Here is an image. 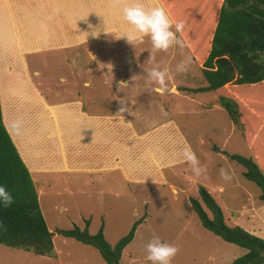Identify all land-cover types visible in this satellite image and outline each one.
Segmentation results:
<instances>
[{
	"label": "crops",
	"instance_id": "0c3cea01",
	"mask_svg": "<svg viewBox=\"0 0 264 264\" xmlns=\"http://www.w3.org/2000/svg\"><path fill=\"white\" fill-rule=\"evenodd\" d=\"M164 1L179 13L186 10L191 25L198 20L208 22L221 2ZM144 2L161 6L160 0ZM123 6L124 0H0L1 120L29 172L37 199L42 184L58 180L74 179L80 185L94 186L102 191L101 198L109 195L106 190H118L119 177L125 182L168 183L163 171L185 163L182 152L191 145L176 124L170 119L147 127L137 124L130 99L124 97L128 91H119L120 87L151 88L146 81L130 87L135 75L145 78L144 70H127L117 77L112 69L99 68L103 60L97 48L88 47H97L108 37L127 43L103 31L106 28L119 35L128 27L122 20ZM89 24L101 29L99 38L89 35L86 40L84 32L92 31ZM207 24L203 28L209 27ZM41 52L63 57L56 61V56L53 61L54 67L63 64V74L51 88L54 100L47 99V88L34 69L33 60ZM127 57L131 69L133 60L131 55ZM168 70L165 93L174 98L186 86L180 79L183 75ZM114 97L127 100L129 111L122 116L116 113L121 105ZM15 121H20L19 131L13 127ZM174 184L168 183L173 191ZM217 189L221 190L220 186ZM238 216L243 215L239 212Z\"/></svg>",
	"mask_w": 264,
	"mask_h": 264
},
{
	"label": "rangeland",
	"instance_id": "374dc122",
	"mask_svg": "<svg viewBox=\"0 0 264 264\" xmlns=\"http://www.w3.org/2000/svg\"><path fill=\"white\" fill-rule=\"evenodd\" d=\"M88 47L97 48L96 52L103 60L99 68L112 69L115 76L125 75L122 72L127 70L142 72L144 68L154 66L148 60L147 49L151 47L148 38L135 49L110 37L97 47ZM127 55H131L133 60L131 69ZM56 56L41 52L33 60L34 69L39 73L38 80L47 88V99L52 100L55 95L51 88L63 74L62 62L57 68L53 65ZM186 57L190 56L185 48L176 46L166 53H157L154 63L173 70ZM61 59L62 55L57 56L56 61ZM177 74L183 75L184 78L180 79L186 88L174 98L167 93L157 94L144 86L120 87L119 91H128L124 92V97L130 99L137 124L147 127L152 122L168 119L175 123L177 131L185 136L196 153L204 169L202 174L195 176L187 163L165 169L164 176L168 183H175V191L168 183L125 182L119 177L118 190H113L115 193L106 190L109 195L102 198V191L94 186L80 185L74 179L42 184L37 201L47 229L52 233V254L35 255L24 249L0 245V264H105L94 247L64 237L58 230L86 227L87 232L93 234L101 227L103 237L113 245L128 233L136 221L132 238L121 251L120 264H151L146 260L145 245L154 236L179 247L172 264H229L244 249L223 241L201 226L189 197L196 198L210 214L198 196L197 185H202L212 196L227 225L239 226L264 239V201L258 198L260 190L242 175L241 165L222 153L251 158L240 127L229 119L212 90H198L207 84L200 65L191 60L190 71ZM139 81L145 82V78L135 75L130 87ZM227 86L234 92L237 88L232 84ZM234 92L229 93L236 100ZM221 168L229 172L230 181L221 178ZM218 186L221 190L217 189ZM239 212L243 216L239 217ZM205 255H208L206 260Z\"/></svg>",
	"mask_w": 264,
	"mask_h": 264
},
{
	"label": "trees",
	"instance_id": "16d2710c",
	"mask_svg": "<svg viewBox=\"0 0 264 264\" xmlns=\"http://www.w3.org/2000/svg\"><path fill=\"white\" fill-rule=\"evenodd\" d=\"M222 2L223 7L211 14L215 20L212 22L210 18L206 22L209 27L203 28L206 23L198 20L191 25L192 20L186 19V10L179 13L177 7L171 8L160 0L174 23H185L183 33L177 35L200 65L207 83L198 90H212L217 96L229 119L240 127L251 158L222 153L242 166V175L259 188L258 198L264 201V0ZM227 84L236 86V93ZM229 92H234L237 99L233 100ZM0 186L14 198V203L7 208L0 203V224L3 225L0 245L24 249L35 255H51L52 233L47 229L33 182L2 123L1 114ZM197 192L210 214L196 198L189 197L202 227L245 249L230 264H264V239L239 226L227 225L220 207L207 190L197 185ZM136 224L137 221L113 245L105 240L101 227L93 234L88 233L86 227L76 226L59 229L58 233L94 247L105 264H120L121 251L131 240Z\"/></svg>",
	"mask_w": 264,
	"mask_h": 264
},
{
	"label": "clouds",
	"instance_id": "9594fccd",
	"mask_svg": "<svg viewBox=\"0 0 264 264\" xmlns=\"http://www.w3.org/2000/svg\"><path fill=\"white\" fill-rule=\"evenodd\" d=\"M222 7L223 2L221 0L218 8ZM122 20L128 27L122 30L119 35L110 33L106 28L103 31L106 34H111L115 39L124 38L134 49L138 44H143L145 38H148L151 44V47L147 49L149 52L148 60L154 66L144 68V72L146 73L145 81L152 86L151 91L164 94L168 90L167 78L169 76V70L167 68H161L158 64L154 63L156 54L159 52L166 53L172 47L178 46L183 48L185 46L177 35L178 33H183L185 28L184 21L174 23L162 6L155 3L152 6H148L144 0H124ZM89 28L92 29L90 33L84 32L86 33V40L89 35L93 38L100 37L101 29L93 28L91 24H89ZM190 65L191 58L186 57L176 65L175 71L177 73H187L190 71ZM113 99H117L121 105L116 113L122 116V113L129 111V108L126 107L127 100L120 97H114ZM13 127L19 131L20 121L13 122ZM182 156V162L189 164L194 175L199 177L204 169L200 166V161L190 146L183 149ZM220 176L225 181L232 179L229 172L224 168L220 169ZM0 203L5 208L14 203V198L11 193L3 186H0ZM0 227H3V225L0 224ZM145 251L146 260L151 262V264H172V260L179 252V247L163 242L158 236H154L145 245Z\"/></svg>",
	"mask_w": 264,
	"mask_h": 264
}]
</instances>
